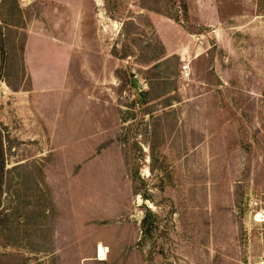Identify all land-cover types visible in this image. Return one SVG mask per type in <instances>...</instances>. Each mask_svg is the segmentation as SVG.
<instances>
[{
  "label": "rangeland",
  "instance_id": "obj_1",
  "mask_svg": "<svg viewBox=\"0 0 264 264\" xmlns=\"http://www.w3.org/2000/svg\"><path fill=\"white\" fill-rule=\"evenodd\" d=\"M0 264H264V0H0Z\"/></svg>",
  "mask_w": 264,
  "mask_h": 264
},
{
  "label": "water",
  "instance_id": "obj_2",
  "mask_svg": "<svg viewBox=\"0 0 264 264\" xmlns=\"http://www.w3.org/2000/svg\"><path fill=\"white\" fill-rule=\"evenodd\" d=\"M133 85H134L136 91L138 92V94H141L143 92L144 86H143V84L141 83V81L139 79L136 78L133 81ZM140 97L142 99V96H140Z\"/></svg>",
  "mask_w": 264,
  "mask_h": 264
},
{
  "label": "built area",
  "instance_id": "obj_3",
  "mask_svg": "<svg viewBox=\"0 0 264 264\" xmlns=\"http://www.w3.org/2000/svg\"><path fill=\"white\" fill-rule=\"evenodd\" d=\"M181 72L186 78H189L191 75L190 66L188 64L182 65Z\"/></svg>",
  "mask_w": 264,
  "mask_h": 264
},
{
  "label": "bare ground",
  "instance_id": "obj_4",
  "mask_svg": "<svg viewBox=\"0 0 264 264\" xmlns=\"http://www.w3.org/2000/svg\"><path fill=\"white\" fill-rule=\"evenodd\" d=\"M99 252H100V257L104 258V249L101 246Z\"/></svg>",
  "mask_w": 264,
  "mask_h": 264
},
{
  "label": "crops",
  "instance_id": "obj_5",
  "mask_svg": "<svg viewBox=\"0 0 264 264\" xmlns=\"http://www.w3.org/2000/svg\"><path fill=\"white\" fill-rule=\"evenodd\" d=\"M98 254H99V256H100V252H99V249H98ZM101 258V257H100Z\"/></svg>",
  "mask_w": 264,
  "mask_h": 264
}]
</instances>
